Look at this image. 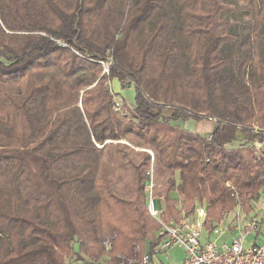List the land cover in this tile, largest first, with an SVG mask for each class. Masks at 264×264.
I'll return each mask as SVG.
<instances>
[{
	"label": "trees",
	"instance_id": "16d2710c",
	"mask_svg": "<svg viewBox=\"0 0 264 264\" xmlns=\"http://www.w3.org/2000/svg\"><path fill=\"white\" fill-rule=\"evenodd\" d=\"M113 80L134 89L128 116ZM202 119L208 136L176 125ZM263 141L264 0H0V264L153 250L150 174L164 223L175 191L211 220L248 213Z\"/></svg>",
	"mask_w": 264,
	"mask_h": 264
},
{
	"label": "built area",
	"instance_id": "2783aa9c",
	"mask_svg": "<svg viewBox=\"0 0 264 264\" xmlns=\"http://www.w3.org/2000/svg\"><path fill=\"white\" fill-rule=\"evenodd\" d=\"M260 154H256L258 161L262 158ZM155 204V200L150 195L147 209L160 225L155 233L158 243L153 249V254L165 255L174 247L184 251L181 262L167 264H264V193L254 210L246 213L240 207H236L231 213L232 220L229 224L220 223L209 230L210 235L217 238L229 237V244L224 243L220 246L211 242H201L206 218L203 206H195L193 218L183 217L177 222L164 223L160 220L159 210L155 208ZM251 234L256 235L260 242L257 243L256 239L247 243ZM112 240L113 237H109L104 241L106 251L111 249ZM117 264H153V262L150 253L145 252L139 256L137 249L132 257L122 258Z\"/></svg>",
	"mask_w": 264,
	"mask_h": 264
},
{
	"label": "rangeland",
	"instance_id": "374dc122",
	"mask_svg": "<svg viewBox=\"0 0 264 264\" xmlns=\"http://www.w3.org/2000/svg\"><path fill=\"white\" fill-rule=\"evenodd\" d=\"M105 73H107L106 70H105ZM107 87H108L110 94H111V101L113 104L114 112L118 113L120 116H128V113H130L134 109V107H133L134 106V103H133L134 102V89L129 88L127 85H125V86L121 85L116 80L108 82ZM163 114H164V117L167 118L171 113L168 110H164ZM174 124H176V123H174ZM176 125H178L183 130H185L189 133L198 134L201 136H205V134L211 133L212 128L214 126V124L211 120L209 121V120H204V119H202L201 121H198V122L195 120H188L184 123H178ZM256 143H258V142H256ZM234 144L236 147H240V145H241V143H238V142H235ZM258 144L263 145L264 142L258 143ZM242 147H243V149L248 150V147H246V146H242ZM225 148L227 149L228 147L226 146ZM253 148L254 147H252V152L254 153L253 155L255 158V162H257V163L263 162L264 160H262V159H264V155L260 154L258 149H255V148L253 149ZM258 153L262 156L260 161L257 160L256 154H258ZM259 164H261V163H259ZM177 184H178V181H177ZM153 186H155L154 178H153V175L150 174L149 183H148L147 187L144 189V194L147 197L146 200H148L150 195L152 196V193H153L152 187ZM226 186H227V183H226ZM229 186H230V184L227 186V188ZM263 193H264L263 189L258 192L257 199L252 201V203L250 204V211H252L256 208L255 206L258 204ZM172 197H174L177 201V203L174 205V209H175V212L177 213L176 216H178L177 218L179 220L182 219L183 217L193 218L195 206H197V207L203 206L204 207V213L206 215V218L204 221V223H205L204 228H206L208 231L211 230L212 227L219 225L224 218L228 217L227 215L231 214L236 209L235 208L232 211L221 214L222 215V216H220L221 220H217V219L211 220V218H209V214H208L209 208H208V203H207V199L205 196L197 197V198H194L192 200V212H188L186 209H184L183 201L179 198L176 191L170 193L169 198L172 199ZM152 198H153V196H152ZM155 202H156L155 208H157L159 210V217H161V212L164 208L163 207L164 206L163 205L164 204L163 199H157V200H155ZM252 204H254L253 207H252ZM148 214L151 218H153L150 215L149 211H148ZM170 221H175V220H170ZM214 238H215V236H212V239L209 242L213 243V240H215ZM229 241L230 240L227 236H223V237H221V239L216 240V243L218 244V246H220L223 242L229 243ZM248 241H249V239H248ZM71 246H72V250H74V252L78 250L76 243H72ZM246 247H248V246H246ZM78 254H76V255L73 254V256L71 258L70 257L65 258L64 263L65 264H106V262H104V261H106L107 259L109 261V257L107 255H105V257L102 258L104 261L101 260L97 263V262L85 259L87 261V263H84V262H80L77 260V256L80 255V254L79 255ZM176 254H178L179 257H181V258L184 257V251H182L181 249L176 248V253L174 252V255L176 256ZM81 257H83V256H81Z\"/></svg>",
	"mask_w": 264,
	"mask_h": 264
},
{
	"label": "crops",
	"instance_id": "0c3cea01",
	"mask_svg": "<svg viewBox=\"0 0 264 264\" xmlns=\"http://www.w3.org/2000/svg\"><path fill=\"white\" fill-rule=\"evenodd\" d=\"M209 134V133H208ZM208 134H205V136H207ZM264 142V141H263ZM253 147L255 148V149H258L259 150V152L261 153V154H263L264 155V144L263 145H261V144H258V143H254L253 144ZM253 205L254 204H252V207H253ZM257 206V205H256ZM255 206V207H256ZM250 212V211H249ZM248 212V213H249ZM228 217L227 218H224L222 221H221V223H224V224H229L230 222H231V220H232V217H231V214H229V215H227ZM228 237V236H227ZM229 238V237H228ZM212 239V235H210V231H208L206 228H204V230L202 231V235H201V242L202 243H207V242H209L210 240ZM215 240H213V244H215V245H218L217 243H216V240H218V239H221V237H215L214 238ZM248 239H249V241L247 240V243H249V242H252V241H254V240H256L257 239V236L256 235H250V236H248ZM230 240V239H229ZM230 242V241H229ZM260 242V239H257V243H259ZM225 242H223L222 244H224ZM220 244V243H219ZM221 244V245H222ZM227 244H229V243H227ZM176 248H178V247H174L173 249H171L169 252H168V254H165V255H154L153 254V250L152 249H146V253H150L151 254V257H152V262H153V264H167V263H179V262H181L182 261V259H183V257L181 258V257H179V255L178 254H176V256L174 255V252L176 253ZM154 249V248H153ZM178 249H180V248H178ZM182 250V249H181ZM102 261H104V260H102ZM104 262H106V261H104Z\"/></svg>",
	"mask_w": 264,
	"mask_h": 264
}]
</instances>
